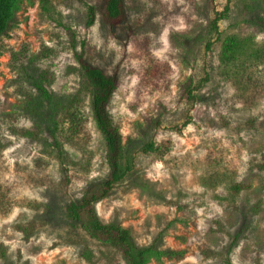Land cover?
<instances>
[{
    "label": "rangeland",
    "instance_id": "374dc122",
    "mask_svg": "<svg viewBox=\"0 0 264 264\" xmlns=\"http://www.w3.org/2000/svg\"><path fill=\"white\" fill-rule=\"evenodd\" d=\"M83 2L21 0L0 36V264H125L65 215L109 170L78 55L117 75L107 111L133 162L99 220L161 251L145 264H264V0H124L115 28L87 27Z\"/></svg>",
    "mask_w": 264,
    "mask_h": 264
},
{
    "label": "trees",
    "instance_id": "16d2710c",
    "mask_svg": "<svg viewBox=\"0 0 264 264\" xmlns=\"http://www.w3.org/2000/svg\"><path fill=\"white\" fill-rule=\"evenodd\" d=\"M21 0H0V36L4 35L11 27L15 10ZM83 1V0H78ZM212 5L215 0H208ZM87 27L91 26L96 17L109 27L119 26L125 16L124 0H96V5L86 2ZM228 4L220 12L212 10L213 17L209 21V28L217 31V22L227 13ZM244 43L235 37L226 38L223 42L222 57L231 59L235 53L242 50ZM207 47H209L207 45ZM83 77L91 93L90 108L97 129L102 134L107 151L108 173L104 180L94 188H89L84 195L77 200H69L65 205V215L75 226L83 230L90 238L100 241L107 246L117 250L125 261V264H145L151 255L158 256V251L154 245L140 247L136 245L127 229L116 223H102L94 209V204L110 195L112 190L131 172L133 162L130 157L124 156L121 147V136L114 125L107 106L118 86V78L115 73H107L102 68L92 65L77 56ZM208 81L207 72L195 84L189 79L184 85L181 97L187 102H195V92ZM38 92L47 100L51 95L47 89L40 84H36ZM75 121L72 122V126ZM146 151H152V144L146 146Z\"/></svg>",
    "mask_w": 264,
    "mask_h": 264
}]
</instances>
